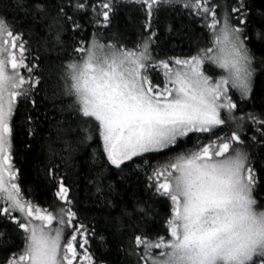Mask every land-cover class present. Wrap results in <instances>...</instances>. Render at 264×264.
<instances>
[{
    "label": "snow or ice",
    "instance_id": "6c2138e0",
    "mask_svg": "<svg viewBox=\"0 0 264 264\" xmlns=\"http://www.w3.org/2000/svg\"><path fill=\"white\" fill-rule=\"evenodd\" d=\"M7 7L0 10V264H264V0H10ZM162 28L165 37L186 36L188 52L157 51ZM46 58L58 70L51 95ZM45 101L58 114L55 138L43 136L42 104L43 120H53ZM18 116L25 150L38 138L47 147L40 170L52 190L47 206L21 181ZM92 144L79 182L68 183L72 153ZM157 204L167 207L164 234L150 226ZM110 244L115 255L106 260Z\"/></svg>",
    "mask_w": 264,
    "mask_h": 264
},
{
    "label": "trees",
    "instance_id": "16d2710c",
    "mask_svg": "<svg viewBox=\"0 0 264 264\" xmlns=\"http://www.w3.org/2000/svg\"><path fill=\"white\" fill-rule=\"evenodd\" d=\"M10 3V0H3V3H0V10H6L8 12H11L12 10L7 7V5ZM130 14V9L125 8L121 11L120 17H121V28L127 24V16ZM132 15H135L134 12L131 13ZM176 27H179L178 22H174ZM93 29L91 26H87L85 29V37L90 38L91 33ZM187 31V30H185ZM200 33L197 31L193 34V40L195 39V36H199ZM161 36H162V44L157 51L161 52V54H167L169 56H181L188 52L189 50V40L186 36H176L175 34H169L167 37H165L163 28L161 29ZM128 37L130 40L135 39V32L129 31ZM33 47H35V43H33ZM41 55H45L43 52ZM48 60L47 58L44 60V65L46 68H48ZM57 69L53 66L51 68H48V72H46V75L51 73L50 80L48 84L46 85L48 90V95H51V91L55 88L57 79ZM44 96V93H41V97ZM67 103V101H65ZM45 104H47V110L49 111V114L53 117L52 123L49 124L48 121L43 120V112L45 111L44 105L41 106V115L40 119L43 121V127H44V133L43 136L47 137L49 132L51 133L52 137L55 138V123H56V117L58 114L56 113L55 109L52 106L51 101H45ZM59 103V101H57ZM21 112H23V108L21 109ZM16 133H15V139H14V146L16 149V160H17V166L21 168L22 170V176L21 181L22 184L27 191L28 189L32 190V195L36 199L38 203L41 205L47 206V202H51L52 199V190H50L47 186V183L45 179L43 178L42 172L40 171L43 164L47 162L46 155H47V147L45 144V141L43 139H37L35 141H32V150L26 151L25 150V142L29 140V137L26 135V130L22 127V120L21 117L16 118ZM91 143V142H90ZM57 147H60L57 145ZM96 145L92 144V147H81L79 150H76L72 153L71 157L68 160L67 165V177H68V183L73 182H79V172H80V166L84 159L85 152H87L89 155L94 151ZM157 210L159 212V215L153 219L150 222V226L153 231H159L161 234H164V219H165V213L167 212V207L165 204H157ZM5 255L4 252L0 251V259L3 258ZM114 250L111 248L110 244V250L105 251L103 253L104 259L106 260H112L114 258Z\"/></svg>",
    "mask_w": 264,
    "mask_h": 264
},
{
    "label": "rangeland",
    "instance_id": "374dc122",
    "mask_svg": "<svg viewBox=\"0 0 264 264\" xmlns=\"http://www.w3.org/2000/svg\"><path fill=\"white\" fill-rule=\"evenodd\" d=\"M158 79H159L160 83L162 84L163 83V77L160 76V77H158Z\"/></svg>",
    "mask_w": 264,
    "mask_h": 264
}]
</instances>
